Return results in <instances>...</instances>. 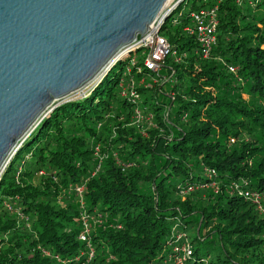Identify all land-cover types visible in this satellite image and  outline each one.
<instances>
[{"label":"trees","instance_id":"1","mask_svg":"<svg viewBox=\"0 0 264 264\" xmlns=\"http://www.w3.org/2000/svg\"><path fill=\"white\" fill-rule=\"evenodd\" d=\"M215 4L204 57L184 27ZM160 34L159 72L131 52L12 156L0 264H264V0H184Z\"/></svg>","mask_w":264,"mask_h":264},{"label":"water","instance_id":"2","mask_svg":"<svg viewBox=\"0 0 264 264\" xmlns=\"http://www.w3.org/2000/svg\"><path fill=\"white\" fill-rule=\"evenodd\" d=\"M168 2L0 0V178L55 103L102 79Z\"/></svg>","mask_w":264,"mask_h":264},{"label":"built area","instance_id":"3","mask_svg":"<svg viewBox=\"0 0 264 264\" xmlns=\"http://www.w3.org/2000/svg\"><path fill=\"white\" fill-rule=\"evenodd\" d=\"M169 0L163 11L158 15L156 20L151 24L150 28L144 35H139L135 42L124 49L122 55L113 63L112 67L120 60L125 59L131 54V52L143 51L142 54L145 56L144 69L152 72H159L161 67L164 65L166 57L174 54L171 44L160 34L162 25L166 21L168 14H173L177 9L178 5L184 0ZM220 1V0H219ZM219 5H207L199 8L191 13V22L184 27V30L192 36H195L200 44V50L204 57L209 56L214 45L217 42L219 17L218 10ZM134 62V60H133ZM111 67V68H112ZM141 66L139 70H141ZM231 71L236 72L234 67L230 68ZM131 72V68L128 69ZM109 72V71H108ZM129 94L132 100H139L140 94L136 88H132L130 92L124 90L123 96ZM136 120L142 122L144 119L147 121L151 120V116L144 117L141 111L136 110ZM81 192V190H79ZM248 196V193H245ZM81 239L85 240L86 234H81ZM176 250H180L176 248ZM186 255H191V250L188 245H184L181 249ZM180 262V261H179ZM181 263V262H180Z\"/></svg>","mask_w":264,"mask_h":264},{"label":"rangeland","instance_id":"4","mask_svg":"<svg viewBox=\"0 0 264 264\" xmlns=\"http://www.w3.org/2000/svg\"><path fill=\"white\" fill-rule=\"evenodd\" d=\"M176 2H177V0H175ZM173 2V3H176V2ZM168 19V18H167ZM166 19V20H167ZM142 50L141 51H139V54H142ZM101 80V79H100ZM99 80V81H100ZM99 81L96 83V84H98L99 83ZM96 84H91V85H89V86H87L86 88H84V89H81L79 92H75V93H73V94H71L70 96H68L67 98H64V99H62V100H59V101H57L56 103H55V108L56 107H58L59 105H61V104H63L64 102H68V101H71V100H73V99H75V98H78V97H82V96H84V94L85 93H87V92H89L93 87H94V85H96ZM53 111V110H52ZM51 111V112H52ZM51 112H49V113H47V114H45L44 115V117H42V119H40V122L43 120V119H45L46 117H48L49 116V114L51 113ZM33 132H34V130L33 131H30L26 136V139L29 137V136H31V135H33ZM145 136H148V134L147 133H143ZM25 139V140H26ZM22 145V144H21ZM20 145V146H21ZM15 154V153H14Z\"/></svg>","mask_w":264,"mask_h":264},{"label":"bare ground","instance_id":"5","mask_svg":"<svg viewBox=\"0 0 264 264\" xmlns=\"http://www.w3.org/2000/svg\"><path fill=\"white\" fill-rule=\"evenodd\" d=\"M30 131H31V130H30ZM30 131H29V132H30ZM29 132H28V133H29Z\"/></svg>","mask_w":264,"mask_h":264}]
</instances>
